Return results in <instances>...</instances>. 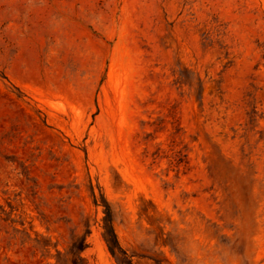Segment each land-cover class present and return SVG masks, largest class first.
<instances>
[{
  "label": "rangeland",
  "instance_id": "obj_1",
  "mask_svg": "<svg viewBox=\"0 0 264 264\" xmlns=\"http://www.w3.org/2000/svg\"><path fill=\"white\" fill-rule=\"evenodd\" d=\"M0 264H264V0H0Z\"/></svg>",
  "mask_w": 264,
  "mask_h": 264
},
{
  "label": "trees",
  "instance_id": "obj_2",
  "mask_svg": "<svg viewBox=\"0 0 264 264\" xmlns=\"http://www.w3.org/2000/svg\"><path fill=\"white\" fill-rule=\"evenodd\" d=\"M95 201H96V198H95ZM102 203H103L104 213H105V216L103 219L104 226H103L102 238H103L109 252L112 255H116L117 252L124 253V251L119 246V243L117 241L116 235H115L114 230H113L112 216H111L110 208L105 201H103Z\"/></svg>",
  "mask_w": 264,
  "mask_h": 264
}]
</instances>
